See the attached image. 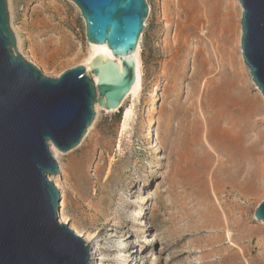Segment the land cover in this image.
I'll return each instance as SVG.
<instances>
[{"label":"rangeland","instance_id":"374dc122","mask_svg":"<svg viewBox=\"0 0 264 264\" xmlns=\"http://www.w3.org/2000/svg\"><path fill=\"white\" fill-rule=\"evenodd\" d=\"M146 1L140 93L126 96L118 111L96 102L81 142L60 150V173L51 175L61 193L60 220L84 239L95 234L94 264H264V223L255 217L264 199L260 92L244 67V97L227 112L220 79L234 78L226 68L210 79L217 60L208 72L191 5ZM215 1L211 38L231 51L242 39L243 8L239 0ZM7 6L17 51L45 75L85 66L91 42L75 2L7 0Z\"/></svg>","mask_w":264,"mask_h":264},{"label":"water","instance_id":"95a60500","mask_svg":"<svg viewBox=\"0 0 264 264\" xmlns=\"http://www.w3.org/2000/svg\"><path fill=\"white\" fill-rule=\"evenodd\" d=\"M80 8L89 42L106 43L121 60L45 75L16 49L7 0H0V264H91L90 245L59 217L60 173L50 150L76 147L98 102L121 107L136 81L134 52L149 13L146 0H72ZM242 49L264 95V0H240ZM264 220V199L255 210Z\"/></svg>","mask_w":264,"mask_h":264},{"label":"bare ground","instance_id":"6f19581e","mask_svg":"<svg viewBox=\"0 0 264 264\" xmlns=\"http://www.w3.org/2000/svg\"><path fill=\"white\" fill-rule=\"evenodd\" d=\"M217 2L215 0H187V3H189L191 5L188 9L189 14L191 13L189 20L192 22L191 28L199 29L200 34H198V33L197 34H198V36H200V39H201L200 41H202L201 43H203L204 49L208 53L207 59L209 60L208 62L211 66V68L208 69L209 70L208 72L214 71L215 68H214V64H213V59L217 60V68L216 69L218 71L210 79L216 80L217 75L221 74V70L226 69V68H227V70L230 71V73L232 74V76L234 78V80L231 79L232 82H230L228 80L223 82L224 80L222 81L220 79L221 86L224 87V90L226 89V91L220 96L222 98H224L225 101H227V103H228V105H226V109H227L226 111L232 112L233 110H235L234 106H237V105H231V104H233L232 101H234V103H237V102L241 101L242 97H244L243 90L241 88H242V85L248 84V80H247V77L245 75L244 67H246L248 69V71H250V67L245 62V59L243 56V49H242L241 40H240L239 45H237L238 40L235 41V44L234 45L232 44V46L230 48L231 51L228 49L229 53H227L228 51L227 52L224 51L226 49V46H225V48H222L220 42H218V44H217V42H215L211 38V35H212V32H211L212 30L210 28L211 18L213 16V14L215 13L216 9L218 8ZM242 8H243V6H242ZM206 21L209 23L206 24L205 23ZM194 29L192 31H195ZM200 49H202V48H200ZM222 51H224V52L222 53ZM239 51L241 52V55H240L241 59H239ZM140 56H141V45L138 44L137 49L134 52V60L136 61V81L133 84V86H132L130 92L127 94V96H129L131 94L134 96H138L140 93L141 87H142L144 72H143V65H142V61H141ZM120 63H121L120 58L112 53L110 47L106 43H94V42L90 43V55L86 59L85 66L90 73L89 74L90 77H92L95 81H97V82L99 81V75L98 74L96 75L92 72L93 67H95V66L100 67V66L105 65V64H116L119 67L118 68L119 73H121ZM250 74H251V72H250ZM251 78H252L253 84L259 90L260 96L264 102V95H263L262 91L258 88V85L253 80V77H251ZM235 87L237 89L236 94L234 92H232L233 91L232 89ZM219 89H217V90H219ZM122 106L123 105H121V107ZM263 106L261 109L264 111ZM96 107L97 108H103L106 111H110V112L111 111H118L120 109V107H119L117 109L107 110L105 107L101 106L98 102L96 104ZM223 110L225 111V108H223L222 111ZM133 112H134L133 106L127 107L124 111L123 120H122V132L123 133L129 127ZM224 118L225 117L223 116V119ZM229 128H231V130H233L234 127L232 125V127H229ZM229 128H227V129H229ZM229 142L232 143L230 140H229ZM50 150H51L52 154L55 156V158H58V156L60 154V150L58 149V147H56L54 144H50ZM50 178L53 181L55 179V178H52L51 176H50ZM153 211H154V207H153ZM59 212H60V209H59ZM260 221L262 223H264V220H260ZM61 222L67 223V220L65 218L61 217ZM85 241L87 243H89V245H91V248H90V261H91V263L92 264L97 263L98 253H97V247L96 246L98 245V243L97 242L95 243V234H92V233L88 234L85 237Z\"/></svg>","mask_w":264,"mask_h":264},{"label":"trees","instance_id":"16d2710c","mask_svg":"<svg viewBox=\"0 0 264 264\" xmlns=\"http://www.w3.org/2000/svg\"><path fill=\"white\" fill-rule=\"evenodd\" d=\"M121 108V107H120Z\"/></svg>","mask_w":264,"mask_h":264}]
</instances>
